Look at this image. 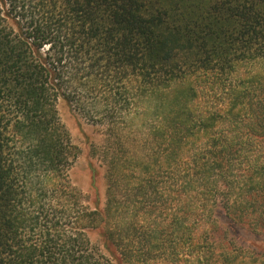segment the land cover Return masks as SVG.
Segmentation results:
<instances>
[{
	"label": "trees",
	"instance_id": "obj_1",
	"mask_svg": "<svg viewBox=\"0 0 264 264\" xmlns=\"http://www.w3.org/2000/svg\"><path fill=\"white\" fill-rule=\"evenodd\" d=\"M61 99L106 128L104 208ZM240 232L264 241V0H0V264H256Z\"/></svg>",
	"mask_w": 264,
	"mask_h": 264
},
{
	"label": "rangeland",
	"instance_id": "obj_2",
	"mask_svg": "<svg viewBox=\"0 0 264 264\" xmlns=\"http://www.w3.org/2000/svg\"><path fill=\"white\" fill-rule=\"evenodd\" d=\"M58 108L62 122L69 130L73 142L81 150L80 156L70 172L71 182L82 192L90 206L95 207L96 203H99L101 208H104L106 201L105 164L102 162V150L100 149L105 144L106 128L104 125L92 123L75 106L63 99L59 101ZM136 137L139 138L138 131L136 135L129 136L131 140ZM220 213L219 219L226 223L227 220L224 218L223 212ZM236 233H238L237 230ZM89 236L93 243H103L99 231H92ZM240 236L242 243L245 241V244L255 252V257L260 254L264 255V241L261 238L255 234L243 232H240ZM258 257L260 256H257V259ZM261 260L264 264V256L255 263L260 264Z\"/></svg>",
	"mask_w": 264,
	"mask_h": 264
}]
</instances>
